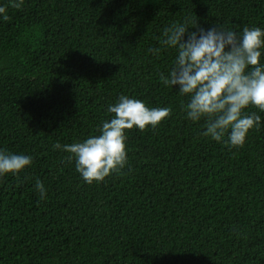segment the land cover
I'll list each match as a JSON object with an SVG mask.
<instances>
[{
	"label": "trees",
	"instance_id": "obj_1",
	"mask_svg": "<svg viewBox=\"0 0 264 264\" xmlns=\"http://www.w3.org/2000/svg\"><path fill=\"white\" fill-rule=\"evenodd\" d=\"M7 11L0 149L32 162L0 177V264H264V112L246 108L261 122L243 146L202 135L204 120H187L186 97L159 79L174 49L149 51L173 22L264 28V0H24ZM121 94L171 112L125 130V167L87 184L53 145L99 134Z\"/></svg>",
	"mask_w": 264,
	"mask_h": 264
},
{
	"label": "clouds",
	"instance_id": "obj_2",
	"mask_svg": "<svg viewBox=\"0 0 264 264\" xmlns=\"http://www.w3.org/2000/svg\"><path fill=\"white\" fill-rule=\"evenodd\" d=\"M24 0H6L0 4V21L10 19L8 8L19 9ZM196 28L189 31V28ZM161 47L151 48L153 55L162 49H174L171 66L159 73L160 81L186 97L181 111L187 120H204L202 135L231 147L245 143L248 132L257 127L261 117L246 112L254 105L264 112V28L244 26L236 31L223 25L207 28L189 25L187 21L173 22L165 27ZM113 114L99 126V134L82 141L53 145L69 153L75 170L87 184L100 182L127 163V129L144 130L156 127L171 112L168 107H148L144 101L121 94L107 106ZM32 162L26 154L0 149V177L17 175ZM41 199L46 198L44 184L34 185Z\"/></svg>",
	"mask_w": 264,
	"mask_h": 264
},
{
	"label": "bare ground",
	"instance_id": "obj_3",
	"mask_svg": "<svg viewBox=\"0 0 264 264\" xmlns=\"http://www.w3.org/2000/svg\"><path fill=\"white\" fill-rule=\"evenodd\" d=\"M240 23V22H239ZM240 25V24H239ZM261 122V121H260Z\"/></svg>",
	"mask_w": 264,
	"mask_h": 264
}]
</instances>
